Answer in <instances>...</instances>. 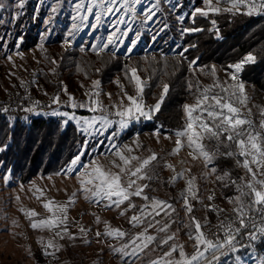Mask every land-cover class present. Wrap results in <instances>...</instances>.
<instances>
[{"label": "rangeland", "instance_id": "obj_1", "mask_svg": "<svg viewBox=\"0 0 264 264\" xmlns=\"http://www.w3.org/2000/svg\"><path fill=\"white\" fill-rule=\"evenodd\" d=\"M79 2L80 0H25L24 7L20 8L18 6L19 0H0V3L4 4V7L0 8V109L6 108L8 110L9 107H12V110L15 108L23 109L32 106L33 101H39V104L36 105V112H26V117L44 115L57 119L64 126H67L70 122L77 126L76 120L68 121L65 124L64 121L67 120V117L53 116L51 115L53 111L68 112L74 114L77 119L106 116L112 121V125L107 129L97 124L89 134H84L77 127L84 137L80 151V153H85L81 157L84 163H88L93 157H98L102 164L110 167L109 160L116 159L109 153V147L113 143L121 149H124V146L132 147L133 151L131 153L124 151L126 156L136 155L143 159L152 152L156 153L158 160L152 162L153 171L149 173L154 175V179L152 181L142 180L139 183L150 184V187L145 189V194L149 197L168 201L175 206L176 212L173 213V216L176 217V223L172 224L169 232H175L177 239L169 243L183 244L184 251L191 255L194 252V241L189 240L186 234L189 229L181 227V223H189L183 205L179 202V194L186 186L185 180H179L174 185L164 184V180H158L159 177L163 176L169 180L174 175L172 170L164 167V164L173 165L177 173L184 171L185 179L189 176H195L203 205L212 203L225 209V213L232 212L233 205L228 203L225 198L238 194L235 186L224 187L215 180V175L205 178L206 169L202 158L193 159L189 155L191 149L188 147H184L178 155H169L175 147L176 130L167 132L160 128L147 130L143 125L151 120H144L143 118L140 121H132L126 129H121L118 123L120 117L115 113L121 110L122 106L129 103L122 88L105 90L101 89L99 84L98 88L94 89V81H91L80 83L76 90H70L66 87L67 94L64 91L65 87H63L59 93L44 97L42 96L44 90L42 91L39 86L38 76L42 64L40 49L59 37H62L63 44L68 49L80 47L83 50L87 49L94 52L111 51L126 58L139 52L179 53L182 51V38L185 34L182 35V32L186 28V21L192 20L191 13L195 8L199 7L207 10V5L202 0H160L158 7L153 9L156 15L151 21H144L140 13L151 7L155 0H143L142 4L136 5L137 14L135 16L124 9L114 13H106L102 7L94 8L90 14L87 12V7L90 6L92 0H84L85 7L78 13L75 5ZM97 3H99V0H97ZM213 5H216V0H213ZM216 6L221 8L220 13L209 12L208 17L217 18L228 12L235 14L245 8L241 6L238 11H224L225 8H230L231 5L221 3ZM116 7H119L118 3ZM53 8L56 10L53 11ZM245 11L247 13V8H245ZM260 11L256 10L253 14ZM96 12L101 14L99 21L96 19ZM78 15L87 16L88 19L74 21L72 17ZM121 20L125 23H119ZM73 24L79 26L78 30L72 28ZM69 32L72 33L71 36H69ZM112 33H115L113 43L109 44L107 48L101 49L100 46L107 43L108 37ZM33 40L36 41L37 45L30 47ZM133 41H135L134 47H132ZM129 47H132L131 52L128 51ZM94 48L95 50H93ZM17 53H20V55ZM8 56H11L10 60L7 58ZM213 66L216 69L215 76L209 74ZM213 66L209 70L200 67L195 68L192 83L199 82L200 86L204 87L212 85L216 80L221 83L227 81L228 84L237 82L231 81L229 75L234 72V69L218 65ZM237 75L238 81L244 83L247 96L246 106H237L241 107L244 115L253 121L256 130L264 135V129L259 127L261 120H264V116L261 115V112L264 111V99L260 103L252 87L241 78V72ZM16 85L18 87L25 85L27 91L20 92L21 94L14 98L11 95L19 93L15 88ZM30 88L37 89L38 94L30 95V91H28ZM93 91L100 92L97 99L103 104L106 111L89 112L86 108L77 107L73 109L69 106V95L74 97L78 104L86 103L88 101L86 93ZM215 91L218 92L219 89H215ZM108 94H111V96L109 97ZM57 95H59L60 103H53L52 98ZM193 103L194 100L187 104L191 105ZM249 109H251V115H248ZM256 116L261 118L259 123ZM185 121L186 115L184 113V123L181 129L184 128ZM157 130L161 133L159 142H157V137L154 135ZM165 136L171 138L165 139ZM137 138L140 147H137L134 143ZM203 144L207 146L208 150H215L214 141L205 139ZM220 150L225 151V147L221 146ZM100 151L109 153L108 157L100 156ZM111 151L114 152L116 149L113 148ZM135 164L136 162L133 161V165ZM235 165L240 177L248 179L245 170L237 166L236 162ZM65 170L51 176H38L27 184H20L9 173H4L0 164V264H121L119 255H113L109 247V245L118 246L120 242L110 237H100L98 242L95 234L97 231H104V222H109L112 228H119L128 233L141 231V228H132L128 223V217L135 212V209L125 216H120L119 209L108 210L102 206H94L87 202L83 195L78 194L75 204L69 206L67 212L69 232L78 237L77 239L69 240L67 237L60 239L54 235V231L48 229L33 230L30 227V220L25 213L34 210L38 215L33 219L48 218L51 213L43 207L44 203L53 201V210H55V205H64L72 193L77 192L79 188V182L75 178L77 174L72 173L69 175L66 174ZM113 171H116V169H113ZM223 172L218 169L217 174ZM5 175H9L7 183L3 180ZM259 178L264 179V176ZM41 191L43 192L42 196ZM213 193L215 199L209 201L207 197ZM37 196H40V199H37ZM132 199L137 205L144 203L143 200L137 197ZM192 204L194 205L192 215L202 225H205L203 231L208 233L219 222L216 213L207 210L195 200L192 201ZM121 207H126V204ZM21 209L24 211L22 212ZM96 216L100 217L101 223L99 225L96 223ZM221 218L223 217L221 216ZM157 219H161V217H157ZM163 222L167 221L162 220ZM81 228L89 230L86 237L82 236ZM151 232L155 234L154 229ZM163 235V233L159 234V236ZM85 239L89 243H86ZM41 240L45 244L52 241L53 244L60 246V250L56 252V259L44 255L43 248L38 243ZM259 245L261 246V243L256 244L255 249L241 251L238 254L223 258V260H227V264H235V255H240L243 258V264H261L258 258L264 255V251L260 256L258 255L256 248ZM167 249L168 245L156 251L146 249L145 253H141L135 264H149L150 260L160 256ZM49 251H55V249H49ZM174 255L179 258L178 254ZM223 260L221 264H223Z\"/></svg>", "mask_w": 264, "mask_h": 264}, {"label": "snow or ice", "instance_id": "obj_2", "mask_svg": "<svg viewBox=\"0 0 264 264\" xmlns=\"http://www.w3.org/2000/svg\"><path fill=\"white\" fill-rule=\"evenodd\" d=\"M202 2L207 5V10L199 7L195 8L191 13L193 23H195L197 14L207 18L209 12L220 13L221 8L216 5L221 3L231 5L230 8H225L224 11H238L243 6L247 8L248 15H252L256 10H261L258 14H264V0H216V5H213V0H202ZM24 3L25 0H19L18 6L23 8ZM117 3L119 7H116ZM142 3L143 0H99V3H97V0H92L90 6L87 7V12L91 14L94 8L102 7L106 13H114L124 9L135 16L137 14L135 6ZM159 4L160 0H155L151 7L140 13L144 21L152 20L156 15L153 9H156ZM3 7L4 4L0 3V8ZM75 7L79 13L85 7L84 0H80ZM55 10L53 8V11ZM95 16L97 21H99L101 14L96 12ZM72 19L74 21L77 19L85 21L88 17L78 15L73 16ZM119 23H125V21L121 20ZM211 24L213 28L209 29V31L215 30L217 38H220L218 29L215 28L216 21L212 20ZM72 28L78 30L79 26L73 24ZM201 31H204V29L185 28L182 35ZM71 35L72 33L69 32V36ZM114 36L115 33H112L108 37L107 43L100 46L101 49L107 48L109 44H112ZM134 45L135 41L132 42V47ZM132 47L128 48L129 52H131ZM191 47H195V45H191ZM81 50L83 51V49ZM187 50V48L184 49L185 52ZM17 54L20 55V53ZM7 58L10 60L11 56ZM253 62H255V57L252 54H248L242 61L228 66L234 69V72L229 75L231 81H237L236 83L228 84L227 81L221 83L216 80L212 85L204 87H201L199 82L195 84L189 82L187 85L189 92L194 96V103L183 105V111L186 115L185 126L175 131V147L169 155H178L184 147H188L191 149L189 155L193 159L202 158L206 169L205 178L215 175L217 182L224 187L234 185L236 193H238L235 196L225 198L228 203L233 205L232 215L221 218V213L226 210L212 203L203 205L195 176H189L185 179L184 171L177 173L173 165L164 164L165 168L172 170L174 173L166 183L174 185L179 180H185L186 186L179 194V202L182 203L185 215L189 218V223H181V227L189 229L186 234L189 240L194 241V252L191 255L184 251L183 244L169 243L177 239L175 232H169L172 224L176 223V217L173 216V213L176 212L175 206L168 201L149 197L145 194V189H148L150 184L139 183L142 180L152 181L154 179V175L149 173L153 171L152 162L158 160L157 154L152 152L143 159L136 155L126 156L124 151L131 153L133 151L132 147L124 146V149H121L114 143L110 145L109 153L116 159L109 160L110 167L102 164L98 157H93L88 163H84L81 157L85 153H78L69 162V166L65 170L66 174H77L75 176L79 182L77 192H73L64 205H55V210H53V201L44 203L43 207L51 213L48 218L33 219V217L38 215L34 210L25 213L30 220V227L33 230L48 229L54 231V235L60 239L65 237L69 240L77 239L78 237L69 232L67 212L69 206L75 204L77 195L80 194L94 206H102L108 210L119 209L120 216H125L135 209V212L128 217V223L132 228H141V231L128 233L119 228H112L109 222H104V231H97L95 234L98 242L100 237H110L120 242L118 246L109 245V247L113 255H119L121 264H135L141 253H145L146 249L156 251L157 249H162L165 245H168V249L163 251L160 256L150 260L149 264H221L223 258L238 254L246 249H255V242L264 244V179L259 178L264 176V135L256 130L253 121L244 115L241 107L237 106H246L247 103L244 83L238 81L237 74L241 72L244 64ZM52 63H56V61L53 60ZM195 64V60L190 61V69ZM193 70L195 71V69ZM215 71V66H213L209 74L215 76ZM129 79L130 82L134 81L135 83L137 96L128 95L127 92L124 93L129 103L126 106H122V109L115 113L120 117L118 123L121 129H126L130 122L140 121L141 118L152 120L155 114L159 112L164 98L169 92V85L164 84L157 102L152 106H145L142 102L144 83L137 75V69H131ZM99 83V81H94L93 88L97 89ZM117 84L123 89V85H119V81H117ZM226 84L228 86H225ZM215 89H219V91L217 92ZM64 91L67 94L66 87ZM86 95L88 96V101L79 104L74 97L69 95V106L73 109L77 107L86 108L89 112L106 111L103 104L97 99L100 95L99 91L86 93ZM108 95L109 97L111 96V94ZM52 102L60 103L59 95L53 97ZM38 104L39 101H33L32 106L24 107L22 110L35 113L36 105ZM0 111H7V109L3 108ZM51 115L67 117V120L64 121L65 124L68 121L76 120L77 127L84 134H89L97 124L102 125L104 129L112 125V121L106 116L77 119L74 114L58 111H53ZM248 115H251V109L248 110ZM261 115L264 116V111L261 112ZM259 127L264 129V120H261ZM160 134L159 130L154 133L157 137V142H159ZM170 138V136H165V139ZM205 139L215 142V150H208L207 146L203 144ZM134 143H136L137 147H140L138 138ZM221 146L227 148L228 151L222 152L220 150ZM113 148L116 151L112 152L111 149ZM0 151H3V149L0 148ZM109 153L100 151L99 154L107 158ZM221 156L234 158L237 166L245 170L248 179H245V177H240L239 180L233 179L231 173L227 171L217 174L218 169L215 166V161ZM133 161L136 162L135 165H133ZM113 169H116V171H113ZM3 180L7 183L9 175H5ZM42 195L43 192L41 191ZM133 197L143 200L144 203L137 205L133 201ZM37 199H40V196H37ZM207 199L213 201L215 199L214 193L208 195ZM193 200L202 204L207 210L216 213L219 222L215 227L219 234L215 235V238H210L203 231L205 225H202L192 215L194 211ZM125 204L126 207L122 208L121 206ZM21 211L23 212L24 210L21 209ZM157 217H161V219H157ZM162 220L167 222L162 223ZM96 223L98 225L101 223L99 216H96ZM153 229L155 234L151 232ZM88 231L85 228L80 229L83 237H86ZM160 233L164 235L159 236ZM126 237L127 239H125ZM243 240L248 241V243H241ZM85 242L89 243L86 239ZM38 243L41 244L44 255L52 256L53 259H56V252L60 250L59 245L53 244L52 241L45 244L43 240L38 241ZM49 249H55V251H49ZM174 254H178L179 258ZM258 259L261 264H264V255H261ZM223 264H227V260H223ZM235 264H243L242 256L235 255Z\"/></svg>", "mask_w": 264, "mask_h": 264}, {"label": "trees", "instance_id": "obj_3", "mask_svg": "<svg viewBox=\"0 0 264 264\" xmlns=\"http://www.w3.org/2000/svg\"><path fill=\"white\" fill-rule=\"evenodd\" d=\"M245 12V8H242L240 12H228L217 18L196 15L195 23L187 20L186 28H201L204 31L185 33L182 51L175 54L139 52L126 58L111 51H82L80 47L68 49L62 37H59L40 49L42 64L38 83L44 90L42 96L57 94L63 87L76 90L80 83L91 81H99L100 88L105 90L119 88V81L124 92L135 96V83L129 79L131 69L135 68L144 83L142 102L146 106L154 105L162 93L163 85H169V92L159 112L143 125L144 128H160L165 132L179 130L184 123L183 105L194 100L187 87L189 82L192 83L193 69L200 67L209 70L213 65L229 68V65L252 54L255 62L243 66L241 78L252 87L258 101L262 103L264 14L257 12L248 15ZM214 19L220 38H217L215 30L209 31L213 28L211 21ZM36 45L33 40L30 47ZM185 48L188 49L186 52ZM53 60L56 63H52ZM193 60L196 64L190 69L189 62ZM15 88L19 93L12 94L14 98L27 91L25 85H16ZM28 91L30 95L37 93L35 88ZM260 119L256 116L258 123ZM83 142L84 137L72 122L64 126L57 119L44 115L26 117V112L21 108L12 110L9 107L5 112L0 111V148L3 149L0 151V164L3 172L9 173L20 184H27L38 176H51L64 171L80 153ZM225 151L228 149L225 148ZM215 164L219 170L230 172L233 179L239 180L234 158L221 156ZM158 180H164V184L168 181L164 176ZM256 251L260 256L264 245H259Z\"/></svg>", "mask_w": 264, "mask_h": 264}, {"label": "built area", "instance_id": "obj_4", "mask_svg": "<svg viewBox=\"0 0 264 264\" xmlns=\"http://www.w3.org/2000/svg\"><path fill=\"white\" fill-rule=\"evenodd\" d=\"M232 215V212H227V213H225L224 212V214L223 213H221V216L222 217H225V216H231ZM217 224H218V222H217ZM216 224V225H217ZM208 234V236L210 237V238H215V235H218L219 233L217 232V229H216V227L214 226L213 228H211L210 230H209V232L207 233ZM241 243H248V241H246V240H243V241H241ZM256 244H258L259 242H255ZM250 249H246V250H243V251H249Z\"/></svg>", "mask_w": 264, "mask_h": 264}]
</instances>
